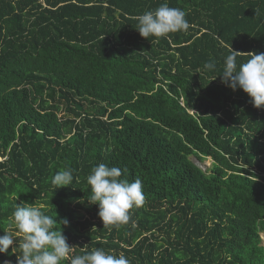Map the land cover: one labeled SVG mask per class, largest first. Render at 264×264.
<instances>
[{"label":"trees","instance_id":"1","mask_svg":"<svg viewBox=\"0 0 264 264\" xmlns=\"http://www.w3.org/2000/svg\"><path fill=\"white\" fill-rule=\"evenodd\" d=\"M165 2L190 28L153 43L136 17ZM230 46L264 53V0H0V235L34 203L68 219L73 255L264 264V107L221 83ZM100 163L142 181L126 224L104 225L90 199ZM62 169L74 179L56 189Z\"/></svg>","mask_w":264,"mask_h":264},{"label":"clouds","instance_id":"2","mask_svg":"<svg viewBox=\"0 0 264 264\" xmlns=\"http://www.w3.org/2000/svg\"><path fill=\"white\" fill-rule=\"evenodd\" d=\"M138 32L142 38H166L170 33L187 31L190 24L186 13L167 2L155 10H148L136 17ZM148 40V39H147ZM246 56L247 60L237 65V57ZM215 62L210 60L203 65L206 71H214ZM221 83L231 90H242L251 100L253 107H264V53H242L233 50L223 62ZM70 169L58 171L51 183L57 188L68 187L73 182ZM90 186V199L98 205V216L104 225L126 224L130 220V210L144 203L142 181L137 178L129 181L122 178L119 167L100 163L87 177ZM34 203L15 204L8 218V226L0 235V255H16V264H131L123 254H113L101 248L73 255L74 246H70L63 235L62 227L69 226L64 218L59 223L51 215ZM17 246H13V245ZM12 252L9 253V249ZM4 264H9L5 260Z\"/></svg>","mask_w":264,"mask_h":264},{"label":"rangeland","instance_id":"3","mask_svg":"<svg viewBox=\"0 0 264 264\" xmlns=\"http://www.w3.org/2000/svg\"><path fill=\"white\" fill-rule=\"evenodd\" d=\"M191 160L195 164L200 166L204 171H207L208 169H210L213 163L211 158H207L205 160H199L195 156H191ZM261 238H262V245H264V232L261 233Z\"/></svg>","mask_w":264,"mask_h":264},{"label":"built area","instance_id":"4","mask_svg":"<svg viewBox=\"0 0 264 264\" xmlns=\"http://www.w3.org/2000/svg\"><path fill=\"white\" fill-rule=\"evenodd\" d=\"M6 159H7V157H2V156L0 155V162L4 161V160H6Z\"/></svg>","mask_w":264,"mask_h":264}]
</instances>
